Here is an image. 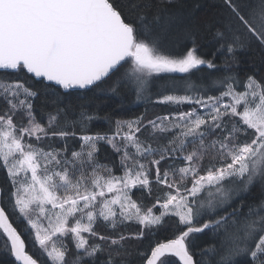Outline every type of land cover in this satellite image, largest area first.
Returning <instances> with one entry per match:
<instances>
[{
    "label": "snow or ice",
    "instance_id": "6c2138e0",
    "mask_svg": "<svg viewBox=\"0 0 264 264\" xmlns=\"http://www.w3.org/2000/svg\"><path fill=\"white\" fill-rule=\"evenodd\" d=\"M250 51L264 0H0V261L264 264ZM109 93L145 110L101 117Z\"/></svg>",
    "mask_w": 264,
    "mask_h": 264
},
{
    "label": "trees",
    "instance_id": "16d2710c",
    "mask_svg": "<svg viewBox=\"0 0 264 264\" xmlns=\"http://www.w3.org/2000/svg\"><path fill=\"white\" fill-rule=\"evenodd\" d=\"M201 2H204V0H201ZM212 52V45L207 43V41L203 42V46L201 47V53L206 54L207 57H211ZM240 59H241V71H248L251 72L254 68L258 70L260 74H264V63H262V57L259 52H242L240 53ZM91 96V93L88 94ZM42 99V98H41ZM40 100L37 101V105L39 106ZM99 105V108L97 109L99 112V115L103 117L105 113L110 112H117L121 117L127 119L132 117L133 115H139L141 112L145 110V105L143 103H139L137 105H133L128 103L127 99L121 100L116 95L113 94H100L97 97L94 98V103L92 106V109H95L96 105ZM90 109V110H92ZM148 109L150 112H157L164 114V110L160 107L153 108L151 105H148ZM107 128V124L103 120L95 121L92 124V131L95 132L97 130H104ZM101 162L102 163H108L107 160L103 159V155L101 156ZM119 174V173H117ZM3 180V174H0V182ZM257 189H253V193L255 194ZM16 226V225H14ZM19 230V229H18ZM131 231H136L137 229L135 227L130 229ZM210 233H206L204 236L199 237L198 244L200 247H203L206 243H210L209 240ZM24 238V237H22ZM164 234H161L157 239L163 240ZM148 241H143L144 245H147ZM135 244V242H133ZM30 242L26 239V248L29 247ZM38 247V246H37ZM0 249H2V241H0ZM31 254V252L29 253ZM173 260H176L177 258H172ZM14 260V258H8L6 257L4 261H0V264H10V262ZM135 264V262H134ZM178 264V260H177Z\"/></svg>",
    "mask_w": 264,
    "mask_h": 264
}]
</instances>
